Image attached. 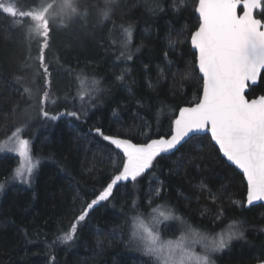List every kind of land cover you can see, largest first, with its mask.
Here are the masks:
<instances>
[{"label":"trees","instance_id":"1","mask_svg":"<svg viewBox=\"0 0 264 264\" xmlns=\"http://www.w3.org/2000/svg\"><path fill=\"white\" fill-rule=\"evenodd\" d=\"M6 2L0 142L19 130L41 162L22 187L13 179L16 157L0 155V264H156L131 251L127 236L155 206L173 212L179 232L233 225L214 264H264V205L245 206L242 174L209 135L159 152L126 179L127 156L109 139L168 136L177 111L199 99L190 45L197 0H47L63 9L40 30L28 0H14L13 13ZM255 16L264 21V0ZM259 94L264 70L247 96Z\"/></svg>","mask_w":264,"mask_h":264},{"label":"water","instance_id":"2","mask_svg":"<svg viewBox=\"0 0 264 264\" xmlns=\"http://www.w3.org/2000/svg\"><path fill=\"white\" fill-rule=\"evenodd\" d=\"M263 0H197L199 24L190 36L202 77L199 99L182 106L168 136L146 143L109 138L126 155L148 161L153 149L174 153L190 137L209 135L246 183L245 206L264 205V94L249 98L264 70Z\"/></svg>","mask_w":264,"mask_h":264},{"label":"rangeland","instance_id":"3","mask_svg":"<svg viewBox=\"0 0 264 264\" xmlns=\"http://www.w3.org/2000/svg\"><path fill=\"white\" fill-rule=\"evenodd\" d=\"M28 2L26 8H34L33 14L30 15L32 24L39 30L42 22L48 20V17L55 18L56 11L61 12L63 9L62 6L49 9L50 2L46 3L47 0H28ZM15 3L14 0H7L4 4L9 13L15 11ZM5 153L12 154L17 159L13 173L14 181L22 187L32 185L41 159L33 153L31 140L23 138L19 130H15L0 142V155ZM157 154H159L158 150L153 149L148 161L146 157L140 155H126L121 179L141 173ZM109 191L110 188L103 197L107 196ZM174 218L173 212L168 208L155 206L146 216L133 220L127 231L131 251L152 255L156 264H214L212 255L226 247L227 241L235 235L233 225L230 224L216 232L198 230L187 224L189 228L179 232V228L174 226V223L171 224ZM167 236L170 237L165 238Z\"/></svg>","mask_w":264,"mask_h":264},{"label":"bare ground","instance_id":"4","mask_svg":"<svg viewBox=\"0 0 264 264\" xmlns=\"http://www.w3.org/2000/svg\"><path fill=\"white\" fill-rule=\"evenodd\" d=\"M159 152V151H158Z\"/></svg>","mask_w":264,"mask_h":264}]
</instances>
